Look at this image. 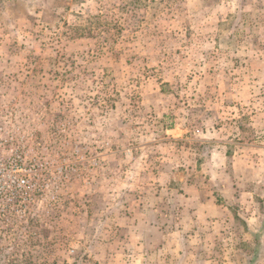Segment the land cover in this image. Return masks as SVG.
I'll use <instances>...</instances> for the list:
<instances>
[{"label":"rangeland","instance_id":"1","mask_svg":"<svg viewBox=\"0 0 264 264\" xmlns=\"http://www.w3.org/2000/svg\"><path fill=\"white\" fill-rule=\"evenodd\" d=\"M0 264H264V0H0Z\"/></svg>","mask_w":264,"mask_h":264},{"label":"built area","instance_id":"2","mask_svg":"<svg viewBox=\"0 0 264 264\" xmlns=\"http://www.w3.org/2000/svg\"><path fill=\"white\" fill-rule=\"evenodd\" d=\"M23 182H25V180H22Z\"/></svg>","mask_w":264,"mask_h":264}]
</instances>
